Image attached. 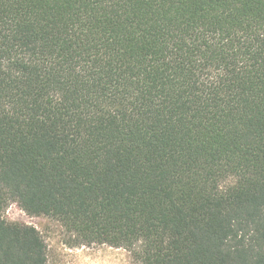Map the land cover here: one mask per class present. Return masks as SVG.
I'll return each instance as SVG.
<instances>
[{
	"label": "trees",
	"instance_id": "trees-1",
	"mask_svg": "<svg viewBox=\"0 0 264 264\" xmlns=\"http://www.w3.org/2000/svg\"><path fill=\"white\" fill-rule=\"evenodd\" d=\"M10 203L136 264H264V0H0V264H47Z\"/></svg>",
	"mask_w": 264,
	"mask_h": 264
},
{
	"label": "rangeland",
	"instance_id": "rangeland-1",
	"mask_svg": "<svg viewBox=\"0 0 264 264\" xmlns=\"http://www.w3.org/2000/svg\"><path fill=\"white\" fill-rule=\"evenodd\" d=\"M2 218L8 223L36 228L47 245V264H136L131 254L121 248L74 245L71 235L58 221L27 215L15 203L4 209Z\"/></svg>",
	"mask_w": 264,
	"mask_h": 264
}]
</instances>
